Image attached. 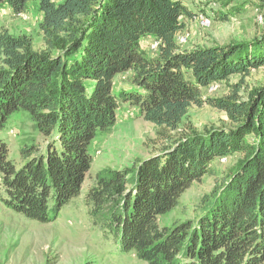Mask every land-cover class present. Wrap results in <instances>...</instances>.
Here are the masks:
<instances>
[{
  "label": "trees",
  "instance_id": "obj_1",
  "mask_svg": "<svg viewBox=\"0 0 264 264\" xmlns=\"http://www.w3.org/2000/svg\"><path fill=\"white\" fill-rule=\"evenodd\" d=\"M30 1L43 14V47L30 35L0 30V131L13 112L26 109L43 143L23 147L26 161L17 167L0 138L4 203L34 220H55L81 192L97 132L114 126L127 104L167 144L131 168L101 170L87 193L90 214L105 219L117 246L147 264H264V84L245 88L246 76L264 67V36L183 48V18L208 15L184 0H0V6L20 14ZM230 3L209 7L229 20L238 10ZM147 38L158 42L153 56L142 47ZM125 75L116 93V77ZM234 75L240 79L229 94L206 93ZM204 105L225 112L228 125L182 128L190 108ZM236 155L217 177L213 162ZM205 176L216 178L196 217L161 225Z\"/></svg>",
  "mask_w": 264,
  "mask_h": 264
},
{
  "label": "rangeland",
  "instance_id": "obj_2",
  "mask_svg": "<svg viewBox=\"0 0 264 264\" xmlns=\"http://www.w3.org/2000/svg\"><path fill=\"white\" fill-rule=\"evenodd\" d=\"M220 1L184 0L193 9L197 3L204 7L197 8V13L208 14L212 24L209 28H201L197 17L183 18L186 23L184 29L190 34L183 48L225 45L264 36V0H230V8L238 10L229 20L219 19L217 14H212L214 8L209 4L217 7ZM42 15L35 1H30L27 9L20 14L9 6H0V30H8L13 35H30L39 49L43 47V34L39 26ZM142 47L148 56H153L157 45L153 39L147 38L142 41ZM125 76L116 77V93L126 82ZM239 79V75H234L229 81L220 82L218 90L211 96L229 94L230 84ZM262 84L264 67L252 71L245 78V88ZM187 125L202 130L210 126L228 125V119L225 112L212 106H193L183 119L182 128ZM0 138L8 144L9 157L17 167L26 161L23 147L43 143L42 134L31 114L22 108L9 117L0 131ZM166 144L167 141L158 134L153 123L140 117L137 109L124 104L118 110L115 125L97 132L90 145L92 166L81 192L60 210L55 220L40 222L8 207L2 199L4 193L0 186V264H147L133 252H124L117 246L105 219L90 214L86 197L90 187L96 184L97 174L101 170L131 168L162 151ZM237 157L215 160L212 167L217 177L226 173ZM215 178L205 176L196 182L182 195L179 204L160 218L161 225L173 226L177 221L195 218L196 207L201 197L211 190Z\"/></svg>",
  "mask_w": 264,
  "mask_h": 264
},
{
  "label": "built area",
  "instance_id": "obj_3",
  "mask_svg": "<svg viewBox=\"0 0 264 264\" xmlns=\"http://www.w3.org/2000/svg\"><path fill=\"white\" fill-rule=\"evenodd\" d=\"M198 22H199V25L202 27V28H209L212 24V21L209 17L207 16H203V15H200L198 18H197ZM190 34L189 33H185V34H181L179 37H178V40L181 44H185L187 41H188V38H189ZM156 45L158 44V42H155ZM220 84L219 83H213L211 84L208 89H207V93H213L215 92L216 90H218Z\"/></svg>",
  "mask_w": 264,
  "mask_h": 264
}]
</instances>
